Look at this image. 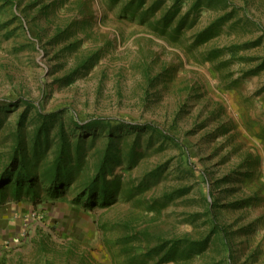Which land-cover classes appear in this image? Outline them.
Listing matches in <instances>:
<instances>
[{
	"label": "rangeland",
	"instance_id": "obj_1",
	"mask_svg": "<svg viewBox=\"0 0 264 264\" xmlns=\"http://www.w3.org/2000/svg\"><path fill=\"white\" fill-rule=\"evenodd\" d=\"M130 1L0 0V264H264V0Z\"/></svg>",
	"mask_w": 264,
	"mask_h": 264
},
{
	"label": "trees",
	"instance_id": "obj_2",
	"mask_svg": "<svg viewBox=\"0 0 264 264\" xmlns=\"http://www.w3.org/2000/svg\"><path fill=\"white\" fill-rule=\"evenodd\" d=\"M144 2H146V0H133V1H130L129 3V6L135 4L137 5L136 7L138 8L139 5H142ZM164 3V0H154L150 6L146 9H144V12L142 14V18L146 19L148 22H150L151 20V17L154 16L155 14V11L161 7V5H163ZM141 7V6H140ZM143 7V6H142ZM172 17H174V14H173V7H171L170 9H168V11L166 12V14L162 17V24L163 26L161 25L162 27V30L164 31V28L170 24H168L169 20L172 19ZM188 17H189V12H187V14H185L183 17H182V20L179 22V25L181 24H186L185 22H187L188 20ZM196 16H194L192 20L195 19ZM151 23V22H150ZM151 27H153L154 29H158L159 26H154L153 24H151ZM177 31V30H176ZM205 34L204 33H200L199 34V37H203ZM96 121V120H95ZM95 121H91V122H87L85 125H86V128L85 129H88L90 130L89 126L90 125H93V123H95ZM134 128H138V129H155L154 126L150 125V124H146V125H143V126H133ZM162 131V130H161ZM63 135V134H62ZM62 149L60 151V155L58 156V158L56 159V164H55V167H56V173H55V178L54 180L52 181L54 183V191H52V195L54 197L57 196L58 194V178L61 174V168L59 169L60 165H61V160L63 159V155L64 153H66V142L65 140H63V143H62ZM20 161H22V158H20L18 155H15L11 161V163L7 166V168L5 170H3L1 173H0V196L2 198V202H5V198L10 190V183H12L13 181H15V185H14V189H15V198L17 200L21 199V190L23 189L24 185L27 184V192H29L30 189L33 188L35 182H34V179L35 177L30 173V172H26V173H22L20 170H19V166H20ZM101 173H100V176L98 178V180L101 181H105L104 179V176L106 175V173L108 172L109 170V167H108V161H107V158H105L102 163H101ZM91 196L90 198H92V195L94 194V191H91L90 192ZM201 241H197V242H192L191 245H196V244H200ZM177 247L176 244H174V246H172L169 251L167 252V255H170V256H173L175 253H176V250L175 248Z\"/></svg>",
	"mask_w": 264,
	"mask_h": 264
},
{
	"label": "crops",
	"instance_id": "obj_3",
	"mask_svg": "<svg viewBox=\"0 0 264 264\" xmlns=\"http://www.w3.org/2000/svg\"><path fill=\"white\" fill-rule=\"evenodd\" d=\"M10 204H12V201ZM13 214L17 215L16 213L12 212V210L8 212L5 204L0 205V239L1 237H4L3 232L5 231L6 227H13L12 223H14V225H18V222H13L14 220H17L16 216L13 217ZM6 222H9V224H6Z\"/></svg>",
	"mask_w": 264,
	"mask_h": 264
}]
</instances>
